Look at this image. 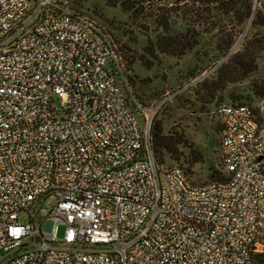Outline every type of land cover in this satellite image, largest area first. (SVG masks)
I'll use <instances>...</instances> for the list:
<instances>
[{
    "label": "built area",
    "instance_id": "built-area-1",
    "mask_svg": "<svg viewBox=\"0 0 264 264\" xmlns=\"http://www.w3.org/2000/svg\"><path fill=\"white\" fill-rule=\"evenodd\" d=\"M126 70L71 0H0V264H264V92L216 103L220 177L196 181L154 150L168 93L142 105Z\"/></svg>",
    "mask_w": 264,
    "mask_h": 264
},
{
    "label": "rangeland",
    "instance_id": "rangeland-1",
    "mask_svg": "<svg viewBox=\"0 0 264 264\" xmlns=\"http://www.w3.org/2000/svg\"><path fill=\"white\" fill-rule=\"evenodd\" d=\"M214 1L172 6H145L144 2L143 10L138 7L140 12H133L120 3L110 6L105 0H71L74 7L102 21L120 43L129 80L127 93L146 107L156 105L168 93L152 125L159 124L166 137L180 136L183 143L178 147L182 154L175 159L162 149L157 157L164 165L184 167L196 181L209 179L211 166L217 171L221 168L216 103L253 102L257 94L252 91V83H264V3L253 9L252 0L253 12L262 15L257 19L262 24L254 25L253 14L236 24L230 14L218 10ZM170 25L173 32L186 34L184 39L193 44L180 55L160 52L156 46L160 35L173 33L167 30ZM229 42L232 43L226 48ZM240 59H246L253 69L245 76L238 68ZM221 78L225 82L215 90ZM138 117L143 124L140 113ZM190 148L198 151L200 158L186 163L183 159ZM53 202L54 197L48 196L41 204L50 207ZM17 218L21 223L29 221L26 211L19 212ZM50 225V220H44L41 229L48 231ZM62 233L60 226L58 236Z\"/></svg>",
    "mask_w": 264,
    "mask_h": 264
},
{
    "label": "trees",
    "instance_id": "trees-1",
    "mask_svg": "<svg viewBox=\"0 0 264 264\" xmlns=\"http://www.w3.org/2000/svg\"><path fill=\"white\" fill-rule=\"evenodd\" d=\"M108 5L115 6V4L120 3V6L123 7L125 10L128 11H135L140 12L138 7L143 10L144 2L146 3V0H105ZM212 2V1H207ZM205 2V3H207ZM214 2L217 3V8L219 11H222L226 14H230L231 17L235 20L236 24L243 23L247 18H249L252 14L254 16L253 18V24H262L257 19H259L262 15L261 13H254L252 10V0H215ZM145 6H150L147 3ZM207 7V5H206ZM208 10V9H207ZM195 12V11H194ZM264 18V17H263ZM168 32H173L172 25L168 26ZM170 35H166V33H163L159 36V38L156 39V46L160 52L170 53V54H182L184 51L190 49L192 47L191 40L184 39L186 34L175 32L168 33ZM196 43V42H195ZM194 43V44H195ZM232 42H229L226 44V48H228L231 45ZM127 58V57H126ZM128 59V58H127ZM238 63L240 64L242 72L244 73V76L247 74L249 70H253L251 65L249 66L246 62V59H240L238 60ZM221 84H217L214 88L215 90L218 88H222V83L225 82L222 78L220 79ZM213 89V91H215ZM252 91L253 93L257 94L256 96L260 95L264 92V83L262 81L260 82H254L252 83ZM214 93V92H213ZM213 95L211 96V98ZM232 99L239 100L240 97H234L229 96ZM151 136H152V143L154 146V150L156 153V156L158 152L162 149H165L169 152L170 156H172L175 159H180L182 152L179 150L178 145L183 143L182 138L179 136V138H171L166 137L165 135H162L161 133V126L159 124H153L151 127ZM185 142V141H184ZM200 158V154L198 151L194 150L193 148H190L189 155L186 157L184 162L186 163H193L198 161ZM161 162L162 159H159ZM208 176L212 178L220 177V171L215 170L212 166L210 167V170L208 172Z\"/></svg>",
    "mask_w": 264,
    "mask_h": 264
}]
</instances>
